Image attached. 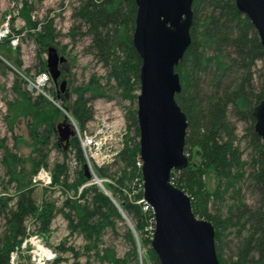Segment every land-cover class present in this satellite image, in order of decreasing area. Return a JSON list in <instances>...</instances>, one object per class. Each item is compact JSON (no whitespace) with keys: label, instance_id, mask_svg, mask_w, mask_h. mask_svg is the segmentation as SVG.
Segmentation results:
<instances>
[{"label":"trees","instance_id":"1","mask_svg":"<svg viewBox=\"0 0 264 264\" xmlns=\"http://www.w3.org/2000/svg\"><path fill=\"white\" fill-rule=\"evenodd\" d=\"M26 3L27 0H24V5ZM192 11L191 42L175 67L181 82V90L175 95V100L186 114L184 151L188 155L189 164L182 170L172 171L171 180L190 196L193 212L213 224L215 242L220 241L222 232L230 225H240L237 235L246 229L247 234L242 238V245L235 259L223 261L216 245L219 264H264V155L261 140L253 128L252 115L253 106L264 99V73L259 75L258 85L254 80L256 62H264V52L253 25L237 9L234 0H194ZM135 13V0H81L72 12L75 20L85 26V32L91 37L89 48L94 57L105 67L107 76L114 80L115 88L120 89L121 94L130 93L139 87L141 61L132 43ZM25 16L26 28L34 31L38 25L40 27L35 36L39 47L37 59L38 64L42 65V72L46 63L41 53L55 44L56 32L52 20L38 24L31 20L29 13L26 12ZM81 25H72L68 35L74 39L75 32L80 31ZM0 43L9 44L4 49L6 58L14 66H18L20 60L17 54H12L10 43ZM228 74H234V78L238 79L227 86L223 79ZM13 75V98L6 102L7 114L4 119L11 129L18 116L27 118L28 133L32 141L31 152L35 155L21 157L7 145L4 137H0L1 165L8 181L14 182L18 188L13 206H9L11 196L0 195V216L3 214L5 226L4 234L0 236V264H9L10 253L25 232L24 221L28 216L37 215L44 226L52 216L54 206L46 203L41 209H37L32 188L29 187L31 176L47 157L49 140L53 138V146L62 150L64 155H67L70 148L76 149V157L82 165L72 184H68L66 179L63 185L77 190L88 179L84 172L85 160L76 137H71L66 147H60L56 125L60 118H64L62 110L43 95L31 96L25 89V80L15 72ZM205 80L212 90H201L200 84ZM72 92V99L64 100L61 94L56 98L62 101L60 104L64 110L83 128L93 116L89 102L95 97L104 96L106 92L94 79ZM229 109L245 123L244 136L248 138L253 150L250 158L251 171L247 176L258 192L254 207L246 204L240 193L241 189L237 186L245 177L246 162L234 142L236 134L227 117ZM128 120L130 124L127 130L133 125L135 136H130L127 131L123 135L122 147L115 156L128 171L123 170V176L116 180V184L107 183L104 186L117 199L130 221H135L132 222L134 230L138 233L140 243L147 247L152 264H159L149 247L150 238L145 230L152 215L134 202L142 197L140 167L137 165L139 153L135 110L129 113ZM193 154L198 157L195 164ZM93 169L98 177L107 175L105 166H93ZM208 169L218 178V185L213 190H208L202 180ZM64 170L65 166L62 164L56 165L52 183H58ZM135 176L136 188L133 194L131 191L134 198L130 199L128 193H124L126 190L122 189L125 186L123 181ZM229 189L235 201L229 207V215H211L207 207L208 201L219 199ZM88 192L93 193L89 204L86 200L70 198L65 202L69 211L64 215L69 219H76L78 228L98 238L99 230L107 224H113L112 218L121 216L108 196L97 186L92 184L84 187L80 197L84 199ZM126 232L135 256L132 234L129 229ZM59 249L73 251L77 255L72 247L59 246ZM106 260L110 264H126L123 258L114 254L106 255ZM58 261V257H55L50 264H57Z\"/></svg>","mask_w":264,"mask_h":264},{"label":"rangeland","instance_id":"2","mask_svg":"<svg viewBox=\"0 0 264 264\" xmlns=\"http://www.w3.org/2000/svg\"><path fill=\"white\" fill-rule=\"evenodd\" d=\"M80 2L81 0H27L26 5H24V0H0V29H5V27L8 28L7 35L3 37L0 42H9L12 46V54H17L16 56L20 60V64L14 66L13 63L6 58L7 56L4 53V49L9 47V44L5 43L3 45L0 43V137H4L7 145L23 158L31 154L32 156L35 155V153L31 152L32 141L28 133L27 118L18 116L13 127L10 129L4 117L7 114L6 102L13 98L11 85L14 80V72L25 80V89L31 96L43 95L40 90L33 87L35 77L43 70L42 65L38 64L37 52L39 51V47L35 36V33L40 27L38 25L34 31L26 28V12L30 14L31 20L37 21L38 24H41L45 20H52L56 32V42L50 46L55 47L58 54L65 57V61L59 64L61 72L56 82L52 81L49 75V80L46 82L45 86L41 88L42 91L62 107L60 104L62 101L56 98L57 91H59V84L62 79L66 80V86L65 89L59 91L58 94H61L64 100L74 98L72 90L75 88L86 84L92 79L97 80L104 88L106 94L104 96L95 97L89 102L93 111V116L85 123L83 128H79L81 130L86 129L87 131H91V129L101 121L113 122L117 127V132L114 135L115 140L112 139V145L116 147H112V150L121 147L123 144V135L127 131L130 136H135L134 126L130 125L128 130L127 126L130 124L128 120L129 113L133 110L136 112V96L139 92V87L138 89L132 90L130 93L124 94H121L122 92L120 89L117 90L115 88L116 84L114 80L109 79L105 67L94 57L89 48L91 37L85 32V26H83V24L81 25V22L75 20L72 16L74 8L77 7ZM72 25H81L80 31L75 32L74 39L68 35V31ZM5 38L8 40H4ZM41 56L45 60L46 52H42ZM263 73L264 62L257 61L254 68V80L256 85H258L259 82V75ZM234 77V74L226 75L223 79V83L227 86L230 85L233 80L235 81V79H238V77ZM207 84V80L200 84V88L204 92L208 89L212 90ZM87 96H89V93ZM230 111L229 109L227 117L235 128L236 139L234 142L239 147L242 159L246 162L244 166L246 172L245 177L237 186L241 189L240 193L246 204L254 207L258 199V192L247 176L251 171L250 158L253 150L249 145L248 138L244 136L245 123L239 120ZM62 112L64 113L63 110ZM61 120H63V118H60L59 121ZM53 142V138L49 140L47 146L48 154L41 166L49 169L51 174L55 173L57 164L65 166V170L60 175L58 183H54V185L62 186L63 188H43L39 185H33L32 181H30L29 187L32 188V197L37 209H41L44 204L47 203L53 205L54 210L49 223L45 226L37 218V215L28 216L25 219V232L19 238L18 245L11 251L9 264H41L37 262V260L39 256H44L41 255V253L47 252L46 249L49 250L50 253L44 256L42 264H50L55 257H58L59 260L57 264H110L106 260V255L111 254H114L118 258H123L126 264H152L147 247L140 243L137 232H135L137 235L136 243V238L119 211L121 217L112 218L113 224H107L99 230L98 238L89 235V232L86 230L78 228L76 219L71 217V220L64 215L69 211L65 202L70 198L81 201L86 200L88 204L90 203L93 195L92 192H88L84 199L80 197L82 189L79 190V188L84 183L90 182L89 185L94 184L102 192L103 190L96 183L92 182V176L80 184L77 190L64 186L63 182L66 179L68 184H72L76 172L82 165L76 157V149L70 148L67 155H64L62 150L53 146ZM64 144V142H61L60 147L62 146L61 148H63ZM1 154L2 151L0 148V195L11 196L12 200L9 201V206H13L15 201L14 198L18 194V188H16L14 182L8 181V176L5 174L1 165ZM115 155L110 158L107 155L106 163L101 165L107 167V175L100 176V178L103 179L104 185L107 183L116 184V180L123 176V170L128 171L127 168L122 167V163ZM192 160H194L195 164L198 162V157L193 154ZM25 164H27L26 161ZM86 169L88 170V167ZM84 172L86 175L85 165ZM135 178L136 176L132 177V179L125 178L123 181L125 186L122 187V189L124 188L126 190L123 189L125 191L124 193H128L130 199L134 198L131 195V191L133 194L136 188ZM202 180L208 190H213L218 185V178L210 169L203 174ZM141 182L142 178L140 176V185ZM89 185L84 187H88ZM140 191L142 194V189H140ZM66 192H69L72 197L67 195ZM114 199L117 201L116 198ZM234 203L232 191L229 189L227 192L222 193L219 199H210L207 207L211 215L220 214L222 217H226L229 215V207ZM125 216L130 221L128 216ZM196 216L203 218L198 215ZM2 217L3 214L0 216L1 237L5 229L4 218ZM132 222L135 223L133 220ZM132 222L130 221L133 226L134 224ZM239 226L240 225L228 226L222 232L220 241H214L215 247L216 245L219 247L218 252L225 262L235 259L238 253L237 251H239L242 245V238L247 234L246 229H243L240 235H237ZM128 229L134 240L135 256L127 236L126 231ZM59 246L65 248L72 247L77 255H74L73 251H62L59 249ZM46 257L51 258L46 259Z\"/></svg>","mask_w":264,"mask_h":264},{"label":"water","instance_id":"3","mask_svg":"<svg viewBox=\"0 0 264 264\" xmlns=\"http://www.w3.org/2000/svg\"><path fill=\"white\" fill-rule=\"evenodd\" d=\"M237 9L248 17L264 52V0H234ZM194 0H135L136 13L132 43L140 57L139 92L136 96L138 153L141 160L142 198L152 207L154 229L150 247L159 264H219L214 244V226L197 217L190 196L171 181V172L189 163L184 152L186 114L175 100L181 90L175 67L191 42ZM65 61L53 46L46 51V70L51 80L60 75ZM66 80L62 79L59 91ZM57 91V95L58 92ZM55 105L57 103L47 97ZM254 131L264 155V99L253 106ZM57 123L60 142L67 146L73 131L66 121ZM86 177L90 174L86 169ZM117 207L134 236L135 232L120 207ZM137 243V239H136Z\"/></svg>","mask_w":264,"mask_h":264},{"label":"built area","instance_id":"4","mask_svg":"<svg viewBox=\"0 0 264 264\" xmlns=\"http://www.w3.org/2000/svg\"><path fill=\"white\" fill-rule=\"evenodd\" d=\"M7 32H8L7 27H5V29H0V40H2L3 37L7 35ZM48 80H49V73L47 71H42L38 73L37 76L35 77V82H33V87L40 90L43 95H46L44 91H42L41 88L45 86ZM65 113L69 117L71 127L74 131V137H76L78 141L79 148L81 150L85 163L88 167V170L92 176V182L93 183L97 182L98 184L97 183L96 184L101 188L103 179L98 177L95 174L93 166L94 165L95 166L104 165L106 163L107 155L109 156V158L111 156H114L115 154L117 155L121 147L119 149L112 150V147H116L115 145H112L113 144L112 139L115 140L114 135L117 132V127L113 122L101 121L98 124H96L95 127L91 129V131H87L86 129L81 130L79 126L77 125V122L73 119V117L69 115L67 112ZM137 165L138 166L141 165V161L139 158L137 159ZM31 181L33 185H39V186H42L43 188L60 187L52 183L51 171L44 166H40L37 169V171L31 176ZM89 184L90 182L84 183L83 185H81L79 190L83 189L84 186L89 185ZM140 189H142V182L140 185ZM66 193L67 195L72 197L69 192H66ZM110 197L112 196L110 195ZM112 199L114 200L116 204H118L113 197ZM134 202L139 204L143 211L150 212L152 215V207L146 201H144L143 198L135 200ZM120 211L121 213H123L121 208H120ZM153 229H154V219L152 215V218L148 221V224L145 227V230L147 231L149 238L152 237ZM49 253H50L49 250H47V252L41 253V255L45 256L46 254H49ZM44 256H39V259L37 260V262L42 264ZM50 258L51 257H46V259H50Z\"/></svg>","mask_w":264,"mask_h":264},{"label":"bare ground","instance_id":"5","mask_svg":"<svg viewBox=\"0 0 264 264\" xmlns=\"http://www.w3.org/2000/svg\"><path fill=\"white\" fill-rule=\"evenodd\" d=\"M97 183V182H96ZM98 184V183H97ZM47 251V250H46Z\"/></svg>","mask_w":264,"mask_h":264}]
</instances>
